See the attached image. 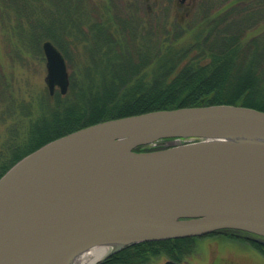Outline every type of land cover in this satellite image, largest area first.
I'll use <instances>...</instances> for the list:
<instances>
[{
	"label": "water",
	"instance_id": "95a60500",
	"mask_svg": "<svg viewBox=\"0 0 264 264\" xmlns=\"http://www.w3.org/2000/svg\"><path fill=\"white\" fill-rule=\"evenodd\" d=\"M42 52L48 94L66 95L63 55L50 41ZM161 140L168 147L145 151ZM219 231L264 238L262 111L212 105L99 122L0 177V264H69L99 245L112 254Z\"/></svg>",
	"mask_w": 264,
	"mask_h": 264
},
{
	"label": "trees",
	"instance_id": "16d2710c",
	"mask_svg": "<svg viewBox=\"0 0 264 264\" xmlns=\"http://www.w3.org/2000/svg\"><path fill=\"white\" fill-rule=\"evenodd\" d=\"M224 7L226 11L203 17L205 25L197 32L194 44L176 52L164 48L153 63L143 59L141 44H114L109 28L93 24L96 39L86 50L91 66L100 63L103 69L95 75L96 81L88 77L78 89L69 77L70 90L65 96L58 92L50 96L43 90L32 98L24 89L27 87L13 78L12 61L11 71L0 63V177L44 144L107 120L212 105L264 112V0H228ZM78 9L74 0H0V16L11 24L5 39L6 57L14 54L15 61L22 62L30 51L40 54L42 43L48 40L68 60L70 45L62 37L68 30L79 31ZM46 20H50L48 25ZM126 24L127 20L116 22L123 29ZM255 26L260 30L247 37ZM130 34L133 36L131 30ZM133 57L140 60L136 66H132ZM150 64L154 69L148 76L141 71ZM234 233L214 232L204 237L221 235L246 241L264 256L263 244ZM198 239L134 244L99 264H157L168 260L191 264Z\"/></svg>",
	"mask_w": 264,
	"mask_h": 264
},
{
	"label": "rangeland",
	"instance_id": "374dc122",
	"mask_svg": "<svg viewBox=\"0 0 264 264\" xmlns=\"http://www.w3.org/2000/svg\"><path fill=\"white\" fill-rule=\"evenodd\" d=\"M74 1L79 8L77 12L80 16L79 31L72 29L66 31L63 33L62 40L70 45L67 50L66 65L68 77H72L71 83H74L76 89L78 86H83L89 78L96 81L95 75L103 69L100 63L97 67L91 66L90 56L86 50L92 47V41L96 39L92 36L93 24L101 23L109 28L112 39L115 41L114 44H141L139 51L142 49L144 55L140 54L143 59L153 63L164 48H170L169 50L176 52L185 49L189 44H194L197 32L205 25L203 17L206 14L215 15V13L226 11L224 8L227 7L224 6L228 3V0ZM40 5L42 6L41 2ZM46 8L48 9L46 13H49V8L47 6ZM58 13L61 14V11ZM112 18L114 20H111ZM120 20H127V27L124 29L118 27L116 22ZM46 22L48 25L50 20ZM10 26L11 24L0 16V63L5 68H9V71L14 64L13 78L27 87L24 89H27L32 98H36L43 90L47 91L44 55L41 50V53L36 55L30 51V55L26 56L22 62L15 61L14 54L13 59L7 58L5 39L6 34L11 30ZM259 30L256 26L250 28L247 37L253 36ZM139 61L137 57H133L132 66L138 65ZM113 67L115 69L117 65L113 63ZM152 69L154 65L150 64L141 72L150 76ZM156 147L165 148L168 144L160 142ZM234 235L251 238L243 233H234ZM191 259V264H264V256L249 243L221 235L199 238L195 243V251ZM162 263L163 261L157 264Z\"/></svg>",
	"mask_w": 264,
	"mask_h": 264
},
{
	"label": "bare ground",
	"instance_id": "6f19581e",
	"mask_svg": "<svg viewBox=\"0 0 264 264\" xmlns=\"http://www.w3.org/2000/svg\"><path fill=\"white\" fill-rule=\"evenodd\" d=\"M241 138L244 139L245 137ZM112 250L113 249L110 246L99 245L75 256L69 264H95L96 262L107 256L109 253H111Z\"/></svg>",
	"mask_w": 264,
	"mask_h": 264
},
{
	"label": "flooded vegetation",
	"instance_id": "af4514ba",
	"mask_svg": "<svg viewBox=\"0 0 264 264\" xmlns=\"http://www.w3.org/2000/svg\"><path fill=\"white\" fill-rule=\"evenodd\" d=\"M251 239H253V240H255V241H257V242H259V243L264 245V239H262V238H257V237H252L251 236Z\"/></svg>",
	"mask_w": 264,
	"mask_h": 264
}]
</instances>
